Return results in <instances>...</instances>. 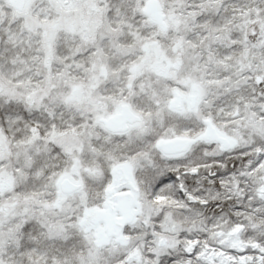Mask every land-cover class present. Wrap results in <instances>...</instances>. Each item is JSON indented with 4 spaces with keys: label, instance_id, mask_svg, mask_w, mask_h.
I'll return each mask as SVG.
<instances>
[{
    "label": "snow or ice",
    "instance_id": "1",
    "mask_svg": "<svg viewBox=\"0 0 264 264\" xmlns=\"http://www.w3.org/2000/svg\"><path fill=\"white\" fill-rule=\"evenodd\" d=\"M0 264H264V0H0Z\"/></svg>",
    "mask_w": 264,
    "mask_h": 264
}]
</instances>
